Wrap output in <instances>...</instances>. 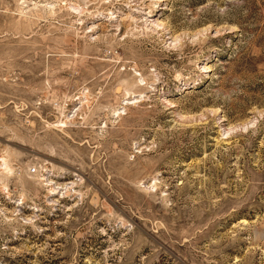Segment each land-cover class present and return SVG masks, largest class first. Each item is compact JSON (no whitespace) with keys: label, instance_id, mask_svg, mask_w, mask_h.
<instances>
[{"label":"rangeland","instance_id":"obj_1","mask_svg":"<svg viewBox=\"0 0 264 264\" xmlns=\"http://www.w3.org/2000/svg\"><path fill=\"white\" fill-rule=\"evenodd\" d=\"M0 264H264V0H0Z\"/></svg>","mask_w":264,"mask_h":264}]
</instances>
